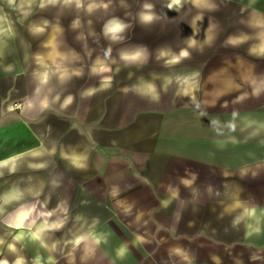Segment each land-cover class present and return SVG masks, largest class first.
I'll return each mask as SVG.
<instances>
[{
    "label": "crops",
    "instance_id": "crops-1",
    "mask_svg": "<svg viewBox=\"0 0 264 264\" xmlns=\"http://www.w3.org/2000/svg\"><path fill=\"white\" fill-rule=\"evenodd\" d=\"M181 20L170 106L71 53L0 76L3 210L42 209L12 215L9 263L264 264V0H186Z\"/></svg>",
    "mask_w": 264,
    "mask_h": 264
},
{
    "label": "rangeland",
    "instance_id": "rangeland-1",
    "mask_svg": "<svg viewBox=\"0 0 264 264\" xmlns=\"http://www.w3.org/2000/svg\"><path fill=\"white\" fill-rule=\"evenodd\" d=\"M18 1L10 5L8 1L0 0V15L5 16L0 20H9L15 32L14 35L9 34L5 23H0V68L6 70L5 73L0 71L1 77L13 73L15 80L19 79L16 76L22 70L25 73L26 69L38 67V57L51 59L52 54L58 52L68 57L71 53L72 58L68 61L71 63L91 64L103 59L109 73L113 68L123 66L138 70L135 74L142 80L156 79L159 94L163 95L162 106L171 105L174 93L179 97L178 80H169L174 76L172 74L179 76V72H171L169 68L180 64V6L186 0H82L80 7L64 0L56 3L33 0L24 8ZM91 3L100 6L88 11ZM143 16H151L152 19L145 21ZM108 18L120 19L125 25L115 34L116 39L105 33ZM38 28L42 31H36ZM125 56H135L136 59L126 60ZM20 102L17 101L19 106ZM10 106L14 107V102ZM2 180L0 177V264H12L9 263L10 258L19 254L22 242L19 232L9 230V227L14 228L11 226L12 215L22 207H34V213L42 209L41 202L35 199L16 200L3 210V192L20 190V187L17 184L1 187Z\"/></svg>",
    "mask_w": 264,
    "mask_h": 264
},
{
    "label": "clouds",
    "instance_id": "clouds-1",
    "mask_svg": "<svg viewBox=\"0 0 264 264\" xmlns=\"http://www.w3.org/2000/svg\"><path fill=\"white\" fill-rule=\"evenodd\" d=\"M50 2L51 3H56L57 0H50ZM64 2L65 3H72V2H74L77 5V7H80L81 4H82V0H64ZM99 6L100 5H97L96 3H91V4L88 5V11H92L94 8L99 7ZM147 17H151V16H143L142 19L145 20V21H148V20H151L152 19V17H151V19H146ZM124 27H125V25H123L121 23H118V22L112 23V24L106 26L105 33L106 34H111L112 35V38L113 39H116V35L115 34L118 33V32H120V31H122ZM36 31H42V29H39L38 28V29H36ZM233 42H235V41H233ZM124 59H126V60L127 59H136V57L135 56H133V57L125 56ZM16 264H21V261L20 260H17L16 261Z\"/></svg>",
    "mask_w": 264,
    "mask_h": 264
},
{
    "label": "bare ground",
    "instance_id": "bare-ground-1",
    "mask_svg": "<svg viewBox=\"0 0 264 264\" xmlns=\"http://www.w3.org/2000/svg\"><path fill=\"white\" fill-rule=\"evenodd\" d=\"M6 1H8V3H10V5H13V4H16L15 2H16V0H6ZM18 1V0H17ZM33 0H19L18 2H19V5L20 6H22L21 8H24L25 7V5L26 4H28L29 2H32ZM176 3V2H175ZM174 5V4H173ZM7 22L9 23V24H6V26H7V28L9 29H11V31L15 34V32H14V30L12 29V26H11V24H10V21L9 20H7Z\"/></svg>",
    "mask_w": 264,
    "mask_h": 264
},
{
    "label": "snow or ice",
    "instance_id": "snow-or-ice-1",
    "mask_svg": "<svg viewBox=\"0 0 264 264\" xmlns=\"http://www.w3.org/2000/svg\"><path fill=\"white\" fill-rule=\"evenodd\" d=\"M177 2H178V0H177ZM146 19H151V17H147ZM183 55H187V53L185 52V53H183Z\"/></svg>",
    "mask_w": 264,
    "mask_h": 264
},
{
    "label": "water",
    "instance_id": "water-1",
    "mask_svg": "<svg viewBox=\"0 0 264 264\" xmlns=\"http://www.w3.org/2000/svg\"><path fill=\"white\" fill-rule=\"evenodd\" d=\"M183 4V3H182ZM180 8H182V5L180 6Z\"/></svg>",
    "mask_w": 264,
    "mask_h": 264
},
{
    "label": "built area",
    "instance_id": "built-area-1",
    "mask_svg": "<svg viewBox=\"0 0 264 264\" xmlns=\"http://www.w3.org/2000/svg\"><path fill=\"white\" fill-rule=\"evenodd\" d=\"M16 105H18V104H16Z\"/></svg>",
    "mask_w": 264,
    "mask_h": 264
}]
</instances>
